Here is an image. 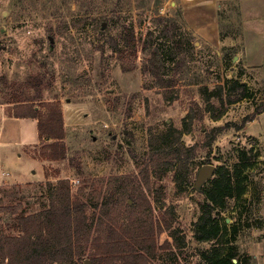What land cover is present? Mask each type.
Returning a JSON list of instances; mask_svg holds the SVG:
<instances>
[{
	"label": "rangeland",
	"instance_id": "obj_1",
	"mask_svg": "<svg viewBox=\"0 0 264 264\" xmlns=\"http://www.w3.org/2000/svg\"><path fill=\"white\" fill-rule=\"evenodd\" d=\"M239 19L237 0H0V106L11 111L17 100H56L68 147L67 158L46 159L47 139L24 150L17 140H37L33 118L8 125L5 137L14 142L0 140V235H22L18 216L42 214L61 178L71 181L73 197L87 202L90 218L109 208L116 227L128 222L131 192L139 188L151 200L147 219L171 223L159 243L168 239L172 246L151 262L205 264L201 252L219 238L197 240L196 221L218 174L197 184L198 176L209 163L232 169L246 148L257 154L254 175L244 172L246 192L211 207L227 228L224 248L234 244L249 264H264V112L204 146L212 127L240 122L264 102V65H249L250 51L241 54L224 38L237 31ZM126 25L135 28V44L124 38ZM239 76L254 97L225 105L214 97L209 107L200 87L213 90ZM172 79L176 85L164 86ZM43 101H37L41 110ZM162 135L197 146L187 166L175 160L149 166L151 139Z\"/></svg>",
	"mask_w": 264,
	"mask_h": 264
},
{
	"label": "trees",
	"instance_id": "obj_2",
	"mask_svg": "<svg viewBox=\"0 0 264 264\" xmlns=\"http://www.w3.org/2000/svg\"><path fill=\"white\" fill-rule=\"evenodd\" d=\"M168 31V28H163V34ZM124 32L128 44H135L137 41L135 28L126 25ZM153 53L156 55L158 52L154 50ZM175 57L176 51L171 52V58ZM39 80L44 79L39 77ZM164 82H166L164 86H174L177 80ZM200 91L209 107L213 105L214 97L222 105L254 97L253 88L235 77L226 79L225 84L219 83L213 90L208 85H202ZM37 101L43 100H17L13 105V115L37 118L40 140L47 139L42 146V157L49 160L67 158L64 114L60 104L56 100L43 101L44 110H41ZM262 112L264 102L254 112L244 116L240 122H227L212 127L206 132L208 141L204 146H212L218 135L232 128L244 129L248 122L253 121ZM223 114L224 109L214 115V118H219ZM179 139L177 137L169 141L168 135L152 138L147 157L149 166L174 165V160L183 161V165L187 166L195 157L197 146H186ZM256 163L257 154L254 153V149L245 148L239 151L238 161L232 169H225L224 166L215 168L213 173H217L218 176L212 178V186L205 190L206 202L202 203V213L196 221L195 228L197 240L219 238V245L216 244L208 252H201L205 264H249V258L242 259L234 244L227 250L224 248L223 237L227 233V228L222 227L214 218L213 206L224 205L230 198H240L246 192L243 183L249 177V174L246 175L244 172L250 170L249 173L254 175L252 169ZM51 187V204L42 214L18 216V221L24 225L22 235L7 237L0 235V264L5 259H8L9 264H87V259L90 260L89 264H154L151 259L157 257L159 249L172 246L168 239L162 244L159 243V235L163 230L170 229L171 223L164 219L165 222L158 221L156 224L151 215L150 219H147L149 216L147 212L152 209L151 200L143 195L139 188L131 192L135 205L132 207L128 204L132 207L128 222L126 225L116 227V221L111 217L109 208H104L98 217L88 216L87 202L79 196L73 197L71 181L68 178L59 179ZM96 218L97 235H93L92 227ZM29 222L36 224L33 230L27 226ZM232 232L235 233L233 235L235 240L236 230L233 229Z\"/></svg>",
	"mask_w": 264,
	"mask_h": 264
},
{
	"label": "crops",
	"instance_id": "obj_3",
	"mask_svg": "<svg viewBox=\"0 0 264 264\" xmlns=\"http://www.w3.org/2000/svg\"><path fill=\"white\" fill-rule=\"evenodd\" d=\"M263 2V4H262ZM238 12H239V28L237 31L231 33V35H226L224 38H230L231 45H239L241 54H249V65H264L263 59L259 57L264 55V22L262 23L260 18L264 19V0H237ZM262 4V5H260ZM213 6V4H212ZM239 32V33H238ZM244 43V45H242ZM248 57V56H247ZM240 77V76H239ZM241 79V77L239 78ZM247 82V80H243ZM1 107V106H0ZM22 119H30V117H16L13 115V106L11 111L6 110V108L1 107L0 110V140H6V142H14L13 139H8L5 135L8 134V125L17 123V121ZM35 124L38 128L37 118H33ZM19 127L14 129L15 133ZM12 131V130H11ZM17 136V135H16ZM11 138L13 137V132L11 133ZM19 142L23 143V150L29 146L38 143L40 141L39 131L37 135V140H23L21 136H17ZM16 140V141H17Z\"/></svg>",
	"mask_w": 264,
	"mask_h": 264
},
{
	"label": "water",
	"instance_id": "obj_4",
	"mask_svg": "<svg viewBox=\"0 0 264 264\" xmlns=\"http://www.w3.org/2000/svg\"><path fill=\"white\" fill-rule=\"evenodd\" d=\"M215 168H216V166L214 164H211V163L204 165L203 168L200 171L199 176H198L197 184H199L202 181H204L205 179L211 177V175L213 174ZM235 261H236V259H235ZM86 263L89 264L90 260L87 259Z\"/></svg>",
	"mask_w": 264,
	"mask_h": 264
}]
</instances>
